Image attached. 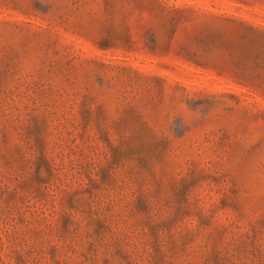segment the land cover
Segmentation results:
<instances>
[{"label":"rangeland","instance_id":"obj_1","mask_svg":"<svg viewBox=\"0 0 264 264\" xmlns=\"http://www.w3.org/2000/svg\"><path fill=\"white\" fill-rule=\"evenodd\" d=\"M0 264H264V0H0Z\"/></svg>","mask_w":264,"mask_h":264}]
</instances>
